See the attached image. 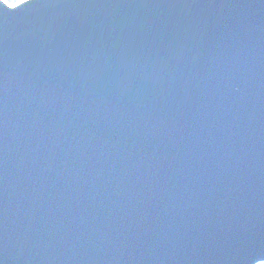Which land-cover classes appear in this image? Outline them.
I'll return each instance as SVG.
<instances>
[{"label": "water", "instance_id": "water-1", "mask_svg": "<svg viewBox=\"0 0 264 264\" xmlns=\"http://www.w3.org/2000/svg\"><path fill=\"white\" fill-rule=\"evenodd\" d=\"M264 260V0L0 5V264Z\"/></svg>", "mask_w": 264, "mask_h": 264}, {"label": "snow or ice", "instance_id": "snow-or-ice-1", "mask_svg": "<svg viewBox=\"0 0 264 264\" xmlns=\"http://www.w3.org/2000/svg\"><path fill=\"white\" fill-rule=\"evenodd\" d=\"M29 2L30 0H18V2L9 3V0H0V5H2L5 9H8V10H16L28 4ZM256 264H264V260L258 259L256 261Z\"/></svg>", "mask_w": 264, "mask_h": 264}, {"label": "trees", "instance_id": "trees-1", "mask_svg": "<svg viewBox=\"0 0 264 264\" xmlns=\"http://www.w3.org/2000/svg\"><path fill=\"white\" fill-rule=\"evenodd\" d=\"M18 2V0H9V3Z\"/></svg>", "mask_w": 264, "mask_h": 264}]
</instances>
